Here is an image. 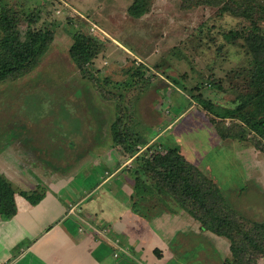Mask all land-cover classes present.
I'll return each mask as SVG.
<instances>
[{
	"label": "rangeland",
	"instance_id": "rangeland-1",
	"mask_svg": "<svg viewBox=\"0 0 264 264\" xmlns=\"http://www.w3.org/2000/svg\"><path fill=\"white\" fill-rule=\"evenodd\" d=\"M210 1L151 0L150 8L133 16L128 11L134 0H0V7L12 6L21 12L22 37L29 15L35 17L33 27L54 33L35 67L0 81V174L17 191L28 190L37 179L38 201L44 194L60 202L77 200L74 193L81 195L77 189L93 187L100 171L105 177L113 152L118 149L123 156H131L129 145L114 140L115 122L130 134L131 148L139 156L173 149L197 166L206 178L193 180L209 193L203 194L207 195L205 206L190 198L182 200L187 206H177L175 195L166 194L163 187L160 190L156 177L142 170V186L129 183L133 175L127 172L102 183L98 192L107 194L103 200L131 188V215L141 220L148 219L157 202L172 212H193L204 224L207 220V226L226 217L231 222L228 231L243 256L264 264V140L241 120L213 113L235 110L240 93L246 91L240 72L248 62L245 40L231 35L251 29L252 21L234 11L256 8L261 0ZM253 16L264 32V19L257 17L258 12ZM74 30L103 44L84 69L68 53ZM136 68L143 76L133 73ZM207 102L213 110L205 108ZM85 153L95 160L76 176L69 174ZM135 155L129 161L130 171L138 173L143 167ZM22 168L33 180L28 177L22 182ZM52 172L60 175L64 185L59 191L42 182ZM97 196L87 194L80 202H92ZM98 239L93 238L90 246L108 252L115 249L104 237ZM195 254L183 251L177 254V262H204ZM138 258V264H152L144 255Z\"/></svg>",
	"mask_w": 264,
	"mask_h": 264
},
{
	"label": "crops",
	"instance_id": "crops-1",
	"mask_svg": "<svg viewBox=\"0 0 264 264\" xmlns=\"http://www.w3.org/2000/svg\"><path fill=\"white\" fill-rule=\"evenodd\" d=\"M121 47L130 53L123 45ZM120 152L117 149L113 154L109 153V168L105 169V177L100 171L93 187L77 189L76 192H81L79 197L72 191L77 200L60 202L44 194L43 199L34 204L19 203L13 215L0 219V264H138V254L144 255L152 264H159L160 261V264H185V261L178 263L179 259H176L177 254L183 251L197 252L195 255L200 259L204 257V262L198 264H227L231 255L229 239L204 229L196 218L185 211L172 212L167 205L157 202L148 219L141 220L136 214L131 215L134 214L129 208L132 205L131 188L118 191V195L112 199L103 200L104 194H107L98 191L102 183L108 182L112 176L121 172L132 173L133 178L129 179L132 180L129 183H136L137 173L130 171L129 162L135 159L133 155L136 152L130 157ZM89 155L82 154L77 168L69 174L76 176L81 168L89 165L91 159L95 160L94 156ZM11 161V164L15 163L14 159ZM25 170L22 168L19 171L24 177L22 182L30 178ZM56 174H48L42 178V182L50 190L59 191L64 185L60 175ZM38 184L36 179L26 189L35 190ZM95 193L98 196L92 202H80L87 198V194ZM97 229L104 231L106 236ZM99 236L110 241L115 249L112 240H118L122 248L116 249L119 255H114L115 249L108 252L99 249V246L91 247L90 241L93 238L99 241ZM200 243L202 246H196ZM139 264L147 263L143 261Z\"/></svg>",
	"mask_w": 264,
	"mask_h": 264
},
{
	"label": "trees",
	"instance_id": "trees-1",
	"mask_svg": "<svg viewBox=\"0 0 264 264\" xmlns=\"http://www.w3.org/2000/svg\"><path fill=\"white\" fill-rule=\"evenodd\" d=\"M144 1L134 0L129 6L128 12L133 16H140L149 8V5L146 6L147 0ZM182 1L186 2V0ZM200 1H209L211 3L210 0ZM0 8L1 81L9 77L16 78L35 67L39 62L40 56L44 54L53 40L54 33L49 28L33 27L31 23L35 21V17L33 18V15H29L27 17L28 24L25 36L22 37L18 28L21 12L12 6ZM238 8L240 9V7ZM234 12L236 15L247 16L252 21L251 29L236 30L231 35V37L240 36L245 40L244 45L248 55V62L240 72L243 73L246 79V91L240 93L239 103L235 110L214 111L213 113L221 118L234 117L241 120L264 140V32L260 31L253 16V12H258L257 17L264 19V0L258 2L256 8L254 6H246ZM72 39L68 53L75 65L80 69H84L101 51L103 44L98 38L86 34L81 30H74L72 32ZM133 73L137 76H143L140 68H136ZM197 100L201 101L200 99ZM205 108L209 111L213 110L208 102L205 103ZM113 124L116 144H121L122 146L129 145V148L132 149L130 150L131 155L136 152L137 163L143 167V169L138 168L139 172L135 178L136 186L139 184L142 186L141 182L143 181L140 175L142 170L146 171V174L151 172L156 177V183L160 182V190L163 187L166 194L175 195V198L179 201L175 205L187 206L182 202L185 198H190L192 202H195L199 206L206 205L204 199H206L207 195L204 196L203 194L209 193V191L203 192L202 190L206 189V187L203 186L201 188L200 184L193 180L195 177L197 179L203 177V180L206 178L197 166L183 159L173 149H164L163 152H152L148 157L139 156V153L134 148H131V145L134 146V142L129 140L131 138L130 134L125 132L123 128L119 129V126L117 127L116 125L117 123L114 122ZM144 183L147 185L146 182ZM36 193L35 190H15L10 182L0 174V215L5 218L13 215L19 208V202L34 204L39 198ZM189 213L199 220L201 227L209 229L216 234L224 235L231 240V257L227 260V264H239L240 261H244L245 259L250 261L246 264H256L255 262H251L249 257H244L239 245L234 243V239L227 228H230L231 222L226 217H221L211 226H207V220L204 224V221H201L202 218L193 212L189 211ZM220 221L221 223H219Z\"/></svg>",
	"mask_w": 264,
	"mask_h": 264
},
{
	"label": "built area",
	"instance_id": "built-area-1",
	"mask_svg": "<svg viewBox=\"0 0 264 264\" xmlns=\"http://www.w3.org/2000/svg\"><path fill=\"white\" fill-rule=\"evenodd\" d=\"M57 12H59L60 11V9L58 8L57 10H56ZM94 26H96L95 24H94ZM98 230V229H97ZM98 232L101 234V235H105L106 236V234H105V232L103 231H100V230H98ZM113 241V244L116 246V248L119 250V249H122L121 248V246L119 245V243H118V240H112ZM118 250H116L115 252H114V255L115 256H118L119 255V251Z\"/></svg>",
	"mask_w": 264,
	"mask_h": 264
}]
</instances>
